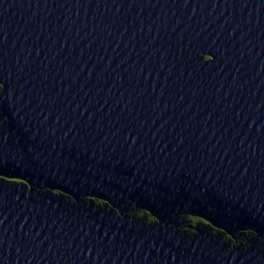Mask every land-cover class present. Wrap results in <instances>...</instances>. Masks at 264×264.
Wrapping results in <instances>:
<instances>
[{"label": "water", "instance_id": "water-1", "mask_svg": "<svg viewBox=\"0 0 264 264\" xmlns=\"http://www.w3.org/2000/svg\"><path fill=\"white\" fill-rule=\"evenodd\" d=\"M0 264H264V0H0Z\"/></svg>", "mask_w": 264, "mask_h": 264}]
</instances>
